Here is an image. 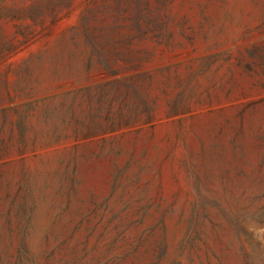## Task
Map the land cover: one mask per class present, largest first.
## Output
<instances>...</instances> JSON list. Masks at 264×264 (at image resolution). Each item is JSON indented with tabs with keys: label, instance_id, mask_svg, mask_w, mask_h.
Here are the masks:
<instances>
[{
	"label": "rangeland",
	"instance_id": "1",
	"mask_svg": "<svg viewBox=\"0 0 264 264\" xmlns=\"http://www.w3.org/2000/svg\"><path fill=\"white\" fill-rule=\"evenodd\" d=\"M0 264H264V0H0Z\"/></svg>",
	"mask_w": 264,
	"mask_h": 264
}]
</instances>
